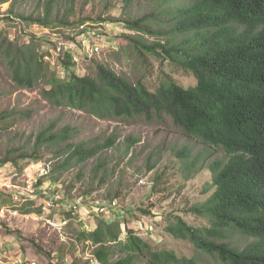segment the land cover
<instances>
[{"label": "rangeland", "instance_id": "374dc122", "mask_svg": "<svg viewBox=\"0 0 264 264\" xmlns=\"http://www.w3.org/2000/svg\"><path fill=\"white\" fill-rule=\"evenodd\" d=\"M48 1L0 0V43L6 35L14 43L16 40L28 42L29 35L40 37L46 41L41 45L51 54L43 57L49 64L47 73L54 71L60 79L69 76L57 60V55L66 50L72 54L74 70L80 75L95 77L93 61L130 83L144 77L152 90L164 76H170L184 87L195 83L190 72L176 69L171 61L159 62L146 53L139 55L136 46L122 35L139 34L147 43L164 42L169 37L165 31L171 27L169 16L163 14L191 0ZM45 7H49V17L56 22L63 19L71 23L97 17L110 21L86 22L91 46L78 45L80 35L76 37L77 43L62 44L63 36H72L76 30L31 26L23 19L45 16ZM150 13L158 19L150 21L156 33L153 36L130 31L121 21ZM94 44L99 47L97 51L90 48ZM53 45H56L55 50ZM43 86L41 81L32 88L15 84L11 69L0 54V114L13 112L8 120L0 121V161L10 160L0 167L7 189L15 186L19 190L18 199L10 192H0V264H48L47 253L53 262L58 257L61 264H101L92 255L94 246L72 233L73 230H92L99 218L117 220L121 226L143 237L152 248L171 249L179 258H193L194 264H223L214 255L197 249L189 239H179L165 232L167 218L172 216H181L193 227L206 223V219L190 208L202 204L213 191L206 164L223 155L219 148L186 135L166 114L150 120L98 116L88 107L79 108L66 101L58 105L48 102L40 94ZM48 127L51 133L65 130L67 135L60 141L48 140L37 145L38 134ZM47 132L45 138L49 139ZM110 138L114 139L112 145L84 159L69 155L78 144L93 150ZM182 149L189 152L190 158L201 155L188 177L183 175V160L177 156ZM30 184L38 192L31 198L21 193ZM46 196L58 200L55 208L64 201L81 200L85 209L72 215L73 219L59 230L35 213ZM109 200H114L113 210L106 214L91 211V216H87L90 204L105 206ZM29 209L34 211L27 212ZM54 210L49 217L57 215L52 216ZM235 237L244 241L240 235ZM69 246L72 247L69 249ZM118 250L117 247L110 254L109 264L123 256ZM134 264L150 263L142 257Z\"/></svg>", "mask_w": 264, "mask_h": 264}, {"label": "trees", "instance_id": "16d2710c", "mask_svg": "<svg viewBox=\"0 0 264 264\" xmlns=\"http://www.w3.org/2000/svg\"><path fill=\"white\" fill-rule=\"evenodd\" d=\"M49 12L45 7V16L23 19L31 26L76 30L72 36H63L62 44L77 43L78 34L88 33L86 22L110 21L97 17L56 22ZM163 15L169 16L171 27L165 31L169 37L164 42L147 43L139 34L122 35L136 46L139 55L150 54L159 62L167 59L176 69L190 72L196 80L191 86L184 87L164 76L152 90L144 77L130 83L93 61L95 77L80 75L74 70L72 54L66 50L57 55V60L69 76L60 79L54 71L47 73L49 64L43 57L51 54L41 45L46 41L30 35L28 42L16 40V44L4 36L0 54L15 84L32 88L43 82L40 94L52 104L66 101L79 108L88 107L98 116L150 120L166 114L186 135L219 148L223 155L206 164L213 191L202 204L190 208L206 223L193 227L181 216H172L167 218L165 232L189 239L197 249L214 255L223 264H264V0H191ZM157 20L150 13L121 21L130 31L153 36L156 33L150 21ZM82 25L85 27L80 29ZM11 114H0V121L8 120ZM49 129L38 134L37 145L60 141L67 135L65 130L51 133ZM46 130L49 139L45 138ZM113 140L93 150L78 144L69 155L84 159L112 145ZM177 156L182 158V173L188 177L201 155L190 158L189 152L182 149ZM6 161L10 160L3 158L0 164ZM72 233L94 246L92 255L101 264H109V256L117 247L123 256L113 264H134L142 257L150 264H194L193 258H179L171 249L152 248L143 237L114 219L99 218L92 230ZM235 235L244 241L235 239ZM50 256L47 253L48 264H61L58 257L53 262Z\"/></svg>", "mask_w": 264, "mask_h": 264}, {"label": "built area", "instance_id": "2783aa9c", "mask_svg": "<svg viewBox=\"0 0 264 264\" xmlns=\"http://www.w3.org/2000/svg\"><path fill=\"white\" fill-rule=\"evenodd\" d=\"M84 27L85 26L82 25V26H80V29H83ZM86 28H87V26H86ZM88 34H90V32L78 34V35H80V37L82 36V38H80L78 45L80 44V46H82V47H85L88 45L91 46L92 41L90 38H88L89 37ZM90 48L92 49V51H97L99 49L97 44H94L93 47H90ZM2 172H3L2 168L0 167V192H2V191L6 192V193L10 192L14 199H18L19 190H17L15 188V186L9 187V190L7 189L8 188L7 183L5 182V180H3V175H2L3 173ZM45 174H47L46 171H45ZM28 187L29 188L25 189V192H21V193H24L29 198L34 197V195L38 194V192H35L34 189L31 187V184ZM55 189H57V188H55ZM39 193H42V192H39ZM43 193L47 194V192L45 190L43 191ZM29 200H27V201H29ZM57 202H58L57 199L54 200L52 197L46 196V198L41 199V204H39V206L37 207L38 211L35 213L37 214V216L39 215L40 218L41 217L45 218L47 223L53 224V226L57 227V229H59V230H61V228L65 227V225L68 224L70 222V220L73 219V218H71L72 215H75L80 210L85 209L84 208L85 206H84V204H82L81 200H75L71 203L64 201L63 203H60V206H57L55 208V205H58ZM113 204H114V200H111V201L109 200L107 202V205H105V206L103 203L96 205V206H91V204H90V206H88L89 213L87 214V216L88 217L91 216L90 215L91 211L92 212L94 211L97 214L98 213L106 214L110 210H113V208H112ZM52 209H55L54 210L55 212H52V216L55 213H57V215H55V217H49V213L51 212ZM67 214H70V216H68ZM0 263H2V262L0 261Z\"/></svg>", "mask_w": 264, "mask_h": 264}]
</instances>
